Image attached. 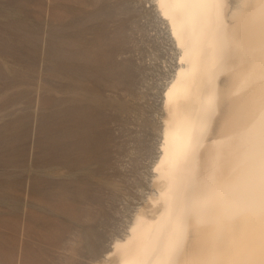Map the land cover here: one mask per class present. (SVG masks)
<instances>
[{
	"label": "rangeland",
	"instance_id": "1",
	"mask_svg": "<svg viewBox=\"0 0 264 264\" xmlns=\"http://www.w3.org/2000/svg\"><path fill=\"white\" fill-rule=\"evenodd\" d=\"M156 9L154 0H0V264H104L146 207L179 65ZM65 207L84 226L55 253L50 241L71 222Z\"/></svg>",
	"mask_w": 264,
	"mask_h": 264
},
{
	"label": "bare ground",
	"instance_id": "2",
	"mask_svg": "<svg viewBox=\"0 0 264 264\" xmlns=\"http://www.w3.org/2000/svg\"><path fill=\"white\" fill-rule=\"evenodd\" d=\"M154 5L179 65L164 94L154 191L104 264H264V0ZM65 213L71 222L50 241L55 253L65 232L84 226ZM96 221L88 224L95 251Z\"/></svg>",
	"mask_w": 264,
	"mask_h": 264
}]
</instances>
